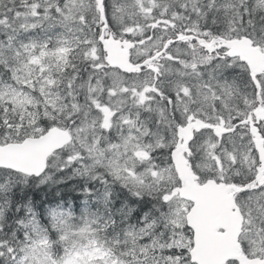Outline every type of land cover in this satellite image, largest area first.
Here are the masks:
<instances>
[{
	"label": "snow or ice",
	"instance_id": "snow-or-ice-1",
	"mask_svg": "<svg viewBox=\"0 0 264 264\" xmlns=\"http://www.w3.org/2000/svg\"><path fill=\"white\" fill-rule=\"evenodd\" d=\"M0 264H264V0H0Z\"/></svg>",
	"mask_w": 264,
	"mask_h": 264
}]
</instances>
